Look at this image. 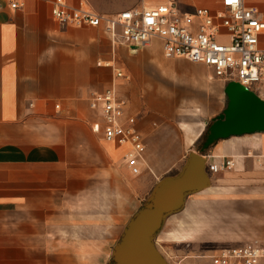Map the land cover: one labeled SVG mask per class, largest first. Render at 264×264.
<instances>
[{
	"label": "crops",
	"instance_id": "crops-1",
	"mask_svg": "<svg viewBox=\"0 0 264 264\" xmlns=\"http://www.w3.org/2000/svg\"><path fill=\"white\" fill-rule=\"evenodd\" d=\"M248 3L264 15V0ZM179 5L217 10L221 0ZM51 8L52 0H27L0 10V264H109L130 221L117 211L110 163L121 162L128 177L126 147L93 130L100 118L91 99L114 88L127 103L157 185L200 152V139L227 108L228 84L202 64L165 58L159 39L133 52L102 28L61 25ZM115 68L129 80L116 79ZM205 153L210 163L235 160L233 170L211 178L253 173L264 157V132L221 139ZM234 189L210 187L187 198L192 235Z\"/></svg>",
	"mask_w": 264,
	"mask_h": 264
},
{
	"label": "built area",
	"instance_id": "built-area-1",
	"mask_svg": "<svg viewBox=\"0 0 264 264\" xmlns=\"http://www.w3.org/2000/svg\"><path fill=\"white\" fill-rule=\"evenodd\" d=\"M26 1L0 0V10L21 9ZM90 1L52 0V16L63 26L102 28L115 45H127L133 52L159 39L165 58L202 64L227 84L236 83L264 100V15L249 0H221L217 10L198 7L194 11L181 9L179 0H133L132 6L114 15L97 13ZM97 64L114 67L112 62ZM115 78L129 80L118 68ZM90 106L99 111L100 118L93 130L103 133L107 142L126 147L125 174L131 178L141 175L146 170L147 147L127 103L110 88L95 95ZM259 164L264 166V157ZM234 168V158L219 163L207 160L206 164L210 176ZM210 263L264 264V243L251 241L220 250L210 256Z\"/></svg>",
	"mask_w": 264,
	"mask_h": 264
},
{
	"label": "rangeland",
	"instance_id": "rangeland-1",
	"mask_svg": "<svg viewBox=\"0 0 264 264\" xmlns=\"http://www.w3.org/2000/svg\"><path fill=\"white\" fill-rule=\"evenodd\" d=\"M90 3L100 13L114 14L132 6L134 1L91 0ZM155 55V52L149 54L150 57ZM214 75L222 79V76L215 72ZM168 85L174 89L173 84ZM177 90L179 91V88ZM198 154L202 153L198 152ZM147 162L146 170L134 178L124 176L121 162L117 160L110 162L116 182L114 186L117 187V211L120 210L123 217H128L130 221L150 202L156 187L157 180L148 168L149 162ZM178 172H171L168 176ZM226 173L228 172L221 174L224 176ZM223 176L211 178L210 187L234 185L237 189L232 190V195L227 196L228 198L224 197V200L222 198L215 202L216 207L212 212H207L208 215L206 214L207 222L205 219L201 220L202 227L199 233L192 235L189 231L190 227L185 223L186 206L165 220L155 243L168 264H211L210 256L220 250L240 246L246 241L256 240L264 243V166L253 173L235 175V177L228 174L227 177L231 178L226 179ZM240 207L243 209L240 210ZM187 215L190 217L189 213ZM193 236L196 238L194 239ZM113 253L109 264H115Z\"/></svg>",
	"mask_w": 264,
	"mask_h": 264
},
{
	"label": "water",
	"instance_id": "water-1",
	"mask_svg": "<svg viewBox=\"0 0 264 264\" xmlns=\"http://www.w3.org/2000/svg\"><path fill=\"white\" fill-rule=\"evenodd\" d=\"M226 94L227 108L209 127L204 149L221 139L264 132V100L236 83L227 85ZM206 164L203 153H192L180 174L156 185L150 202L130 221L115 247V264H168L155 239L167 217L180 212L190 195L210 187Z\"/></svg>",
	"mask_w": 264,
	"mask_h": 264
},
{
	"label": "trees",
	"instance_id": "trees-1",
	"mask_svg": "<svg viewBox=\"0 0 264 264\" xmlns=\"http://www.w3.org/2000/svg\"><path fill=\"white\" fill-rule=\"evenodd\" d=\"M208 131H209V127H208V129L206 130V132L204 133V135L202 136V138L200 139V142H199V144H198V150L200 151V152H202L203 154L206 152V151H208V149H204V143H205V141H206V137H207V134H208ZM142 208H144V206L142 207ZM141 208V209H142ZM140 209V210H141Z\"/></svg>",
	"mask_w": 264,
	"mask_h": 264
}]
</instances>
